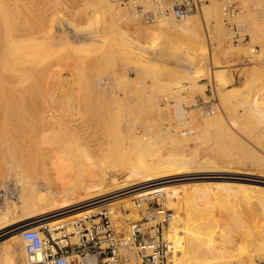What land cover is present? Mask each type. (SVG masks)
<instances>
[{
  "label": "rangeland",
  "instance_id": "1",
  "mask_svg": "<svg viewBox=\"0 0 264 264\" xmlns=\"http://www.w3.org/2000/svg\"><path fill=\"white\" fill-rule=\"evenodd\" d=\"M106 1L114 3L120 8L123 12L121 21L118 26L116 25L112 30L109 29L112 32L108 30L109 34L103 42L89 44L91 48H88L86 51L78 50L79 46L83 43L90 42V37L82 31L86 25L84 16L85 1L67 0L66 3L62 2L61 20H58L54 26L57 29V34H59V38H57L58 46L54 48L58 49L60 54L57 51L53 57H45L42 53L36 55L34 59L29 60L31 62L28 61L29 68L23 75L25 80H23L22 84L16 86L22 85L20 87L22 89L18 87L12 94L15 96V100H19L20 96L24 95L25 99L20 98L22 101H26L27 99H32L35 103L40 101L41 83L44 80L42 67L44 64H47L52 70L58 64L57 67L60 66L59 69L64 76L63 83L65 81L63 84V88L65 89L59 91L61 97H63V93L66 91L67 93L73 91L74 97H71V99L76 106L87 105L88 107H96L112 105L113 109L109 107L112 111L116 110V106L121 107L118 108L121 113L116 114L117 116L112 121L113 123L108 124L99 121L100 116L84 118L83 115H80V119L75 123L76 129L72 131L75 141L69 134L60 132L59 142L64 146L68 145L64 152L72 164L73 177L83 173L87 167L86 165L91 160L90 158L94 157L92 153L96 154V160L99 163L102 162L106 165L115 163L117 165L115 168L118 173L111 174L103 187V190L106 192V198L109 199L110 197L108 203L94 199L92 194L87 195L86 198L96 202L97 206L93 212L100 210L98 208L100 205L111 206L110 208L116 209L119 214L121 208L122 226H126L128 220L137 221L148 214L156 216L160 208L174 214V210L170 209L175 208L177 203L174 199L169 198V190H164L159 195L148 194L147 198L141 199V208H137L134 203L141 196L139 193L131 195V197L127 198L128 200H118L111 193L116 183H122L127 178L129 170L133 166L139 168L141 159L148 160L152 153V159L155 160L157 158L155 161H162V163L164 161L170 163V160L165 158L166 156L169 157V153L171 155L173 152L174 155H178L182 159L185 158V160L192 158L188 162L182 161L174 166L169 176L170 180L178 179L185 173L186 163L190 165L188 168H192L190 170L194 172L196 167H201L206 173L223 174L225 172L219 177L211 178L210 176L213 175H209V179L207 177L198 179L196 176L188 175L185 177V180L175 181L170 185L183 183L186 187H199L200 185H204L202 187H212L216 185H213L215 182L220 183L225 181L224 178H233L231 181L238 184L234 186L236 191L235 189H233V192L231 190L232 195L229 192L226 194H224L225 192H220L222 195L219 194L218 199H213L214 203L212 202L213 204L211 203L209 206L212 205L215 208V214L217 213L215 219L218 220L217 222L221 221L220 225L223 224L222 228L226 229V232L229 233L228 237L234 240L233 243L229 244V247L231 245L232 248L237 247L239 243L240 245H244L243 247L246 246L247 250L252 246L249 254L243 255L239 263L235 261L231 264H264V248L258 245L260 241L258 238L261 239L262 236L261 226H264V205L261 204V201L264 199V187L261 188L262 190L260 189L264 184L257 182L259 181L258 177H264V136L261 135V131L256 123L252 121L250 125L246 117L248 115H245L247 106L254 105L253 99L255 97L258 100L264 97V0H195V8L188 14V16H191L194 15L193 13H196L193 26L197 31L195 34L177 32L163 25L160 26L159 19L162 17L161 14H164V16L173 15L175 20L179 21L172 10L176 0H146L147 2L144 0L145 3L139 0L140 5L138 3V6H141L140 10L142 11L135 10L137 7L135 8L132 3L136 0L132 2H126L127 0ZM165 1H167L166 5L163 3ZM141 3L144 5H141ZM146 12H153L156 21L151 23L146 22L143 17V14ZM109 17L110 15L106 14V22H110ZM66 18L70 20V23L65 21ZM236 27L238 28L237 35L239 36V41H235L231 36ZM73 47H76L77 50H74ZM70 66L72 67L71 69H76V74H70V71H68ZM57 67L56 69H58ZM219 71L225 72V80L223 79L222 81V78L218 77ZM28 94H31L30 98H27L28 96L26 95ZM224 94H228V96L222 98ZM221 95L222 97H220ZM68 99L71 102V99ZM255 105L259 109L264 110V104H261L259 101ZM215 115H218V118L212 123H207V120ZM190 124H193L194 127L192 128ZM252 126L254 129H252ZM217 130H220L221 133L218 134L217 132L219 131ZM227 130L229 134L231 133L229 136H227ZM175 133L180 136L181 133H185L181 137L186 138L187 140L185 141L187 142L184 141L177 146L172 141V145L170 136L172 137ZM199 133L203 135V137L198 136L200 142L197 140V135H200ZM214 133L216 137L218 134L217 138L214 136ZM254 133H257V138ZM220 134L221 136L227 135L225 138L223 136L222 139L219 136ZM250 137L251 140L248 139ZM229 139H233L234 141ZM196 140L199 143L205 144V146L202 144L205 149ZM71 141H74V145L69 143ZM193 141L195 144L192 143ZM208 142L209 145H206ZM235 143L240 147L242 145H245V147L239 148L237 145L235 146ZM210 144L214 145V148H210L211 152L209 151ZM199 146L202 147L201 151H198L200 150ZM215 146L219 147L216 148ZM247 148H250L248 149L249 152L251 149L252 151L254 149L256 151L254 150L249 153L246 150ZM189 149L193 151L189 152ZM223 149H225L224 152H222ZM186 150L189 152V156ZM216 150L219 151L217 152ZM240 150L241 153L244 151L243 155L240 153ZM185 153L188 158L184 156ZM244 153L248 156L246 155L245 157ZM258 154L259 156L256 157ZM208 155L210 156V160ZM211 155H214V157ZM216 155H220V157ZM203 157H206L205 161L208 160L207 163H205ZM248 157L250 160H248ZM212 158H215V160ZM260 158L263 159L262 164H260L262 162ZM254 159L256 160L254 161ZM259 160L260 162H258ZM216 162L219 163L217 164ZM201 164L203 165L201 166ZM256 170L258 171L256 172ZM244 171L247 173H244ZM253 175L256 176L254 177ZM206 183H209L210 186L206 185ZM246 184L248 185L246 188L249 187L250 189L248 188V192H245V188L244 194L242 193L243 198H241L240 191L242 192ZM52 186L54 185L52 184ZM4 188L7 192V199L2 195ZM256 192L258 193V197L262 198L261 200L257 198ZM234 193L238 194L239 197L238 195L233 196L235 195ZM228 195L232 196H230L231 200ZM247 195L250 196L248 197ZM253 198L257 199L256 202H254L255 200L251 202ZM233 199L237 201L235 202ZM231 201L234 205L237 203V206H233ZM5 202L7 203L5 204ZM240 202L243 204L238 205ZM130 203L133 204V208L128 206ZM215 203H219L218 206L221 205V208L223 206L222 209L224 211L219 209ZM20 205L19 189L14 183L9 182L6 184V187L0 186V213H7L9 211L8 217H11L9 219H18L19 216L21 217V213L16 208ZM237 209L241 210L239 212H244L245 216L250 214L249 217L251 218L253 217L251 215H255L256 213L257 217L256 215L254 217L257 219L253 217L254 221H252L253 219L246 216V225L243 222L248 229L251 228L250 230L254 231L255 235L245 228L244 225L237 228L230 224L229 213L234 218L237 217V214L242 220L245 217L244 213H237ZM233 210L235 214H233ZM258 211L259 216H262H260L261 219L258 216ZM89 212L91 213L92 210H89ZM74 213L71 219L77 216ZM219 214H221V217ZM35 215L46 216L39 213L38 215L33 214L28 219H32ZM14 216L16 217L14 218ZM63 216H66V214ZM216 217L219 218L217 219ZM58 218H49L45 222ZM239 218L236 219L240 220ZM62 220V222H65L67 218L64 217ZM257 220L258 222L262 220V223H258ZM250 221H252V224L256 221V224L254 223L251 227ZM169 223L172 224V220ZM228 224L231 225V229L227 227ZM46 225L48 224L46 223ZM258 225L259 228L257 229ZM254 226H256V229H254ZM50 227L52 228L53 226ZM192 235L191 238V235L189 236V239H193L194 237L195 240H199V237L200 239L202 238L198 234H196L198 236ZM246 236L248 238L250 236L252 239L250 240ZM166 238L168 239L167 236ZM240 238L242 239L240 240ZM244 238L247 240H244ZM194 239L190 243L191 246L194 244ZM257 249L260 251H257ZM2 251L3 248L0 249V254L3 253Z\"/></svg>",
  "mask_w": 264,
  "mask_h": 264
},
{
  "label": "bare ground",
  "instance_id": "2",
  "mask_svg": "<svg viewBox=\"0 0 264 264\" xmlns=\"http://www.w3.org/2000/svg\"><path fill=\"white\" fill-rule=\"evenodd\" d=\"M84 1H85L84 2L85 12L84 11L83 12H84L85 20H86V23H85L86 25L82 31L88 37H90V42L83 43L82 45L80 44L81 46H79L78 48V50L80 51H86L88 50V48H91L89 46V44L91 43L95 44V43L103 42L107 38L109 31L112 30L113 27H116V25L117 26L119 25V22L121 21V17L123 15V12L120 10V8L114 3H110L109 1H106V0H84ZM138 1L139 0L134 1L132 3L133 6L137 8L141 7V6H138V3L140 2ZM141 1L145 3L146 0L145 1L141 0ZM62 2L66 3L67 0H0V184H1L0 186L6 187L7 183L9 182L14 183V185H16V187H18L19 189V203L21 204L19 207L17 206L18 208H16V209H19L21 213V217L19 216L20 218L18 217V219L15 218L16 216H14L15 219L13 220L9 219L11 218L10 216L8 217L9 211L7 213H0V247L3 248V251H2L3 253L0 254V264H27V254H26L25 242L19 230L20 228L19 225L22 222L32 221L31 223H33L34 225L43 224L42 222L46 219L36 220L37 218L42 217L43 215L41 216L35 215L32 219H28V218H30L33 214L38 215L39 213L44 214V215L55 214L54 215L55 218L56 217L57 218L60 217V218L53 219L52 221L48 222L47 223L48 225L50 224V226H53L52 228L50 226L49 227L52 230H57V229H60L61 227L67 226L69 230V221L72 220L71 218L73 216L74 210L77 209L75 207L81 204L82 205L86 204L83 206H88L90 204L96 205L95 201L86 198L87 195L92 194L94 199H98L99 201H100V198H103L104 200H102V202L108 203L110 197L109 199L106 198V192L103 190V187H104V184L107 182L108 177L111 174L113 175V173L115 172L118 173L117 169L115 168L117 166L115 163L114 164L109 163L107 165L102 162L99 163L96 160V156H95L96 154L92 153L94 157H91L90 158L91 160L89 159L90 161L88 165H86L87 167L83 171V173L79 174L76 177H73L74 172H73L72 164L70 160L66 157L65 152H64L65 148L68 145L66 146L62 145L59 142V136H60V132H64L66 134H69L71 138L74 140L72 131H75L74 129H76L75 123H77L78 119H80L79 117L80 115H83L84 118L100 116L99 121H102L105 124L113 123L112 121L115 120V117L117 116L116 114L121 113L120 110L118 109L120 106H116V110L119 111L118 113L116 110L112 111L110 109L112 105H101V106H96V107H88L87 105L86 106H82V105L76 106L73 104L72 99H71V97H74L73 91H69L68 93L66 91L65 93H63V97H61L59 95V91L62 89L63 90L65 89L63 88V84L65 83V81L63 83L64 76L61 70L59 69L60 66L57 67L58 64L55 65L54 68H52V70L47 64H44L42 67V70L44 72V80H42V83H41L42 87H41L40 101L36 103L35 101H32V99L30 100L27 99L26 101H22L20 98H24L23 97L24 95L23 96L21 95L20 98L18 97L19 100L16 101L14 98L15 96L12 95L16 91V88L18 87L20 88L22 85L18 87L16 86L18 84L19 85L22 84L23 80H25L23 75L27 72L29 68L28 67L29 60L34 59L36 55H39L42 53L44 54L45 57L46 56L53 57V55H56V52L58 51V49L54 47L58 46L57 38H59L58 37L59 34H57V29L54 26L58 20H61L60 14L62 13L61 12ZM166 2L167 1L163 3L166 5L167 4ZM141 5H144V4L141 3ZM106 14L110 15L109 17L110 22H106L107 20V18L105 19ZM193 14L194 15H191V16L187 15L184 18H182L183 20L179 19V21L175 20L173 15L164 16V14H161L162 17L159 16L161 17V19H159V23L161 24L160 26L163 25L164 27H168V29L171 28L177 32L195 34L197 33V31L194 29L193 26H194V19H195L194 16H196V13H193ZM67 19L68 18H66L65 21L70 23V20L68 19L69 20L68 21ZM78 31L80 30L78 29ZM73 49L77 50L76 47H73ZM58 54H60L59 51H58ZM56 67L58 69H56ZM71 68H72L71 66H70V69L68 68L69 69L68 71H70V74H73V73L76 74L75 72L76 69L74 70ZM217 75L219 78H222V81L223 79L225 80V76H224L226 75L225 72L219 71ZM26 96H28L27 98H30L31 94H28ZM225 96H228V94H224L223 97L221 95L220 97L224 98ZM68 98L71 99V102L69 101ZM7 100L9 101L7 102ZM258 101L261 104H264V97H262L259 100L255 97V99H253L254 105L247 106L245 115H248L246 117H247V121L250 122V125L252 121L256 123L259 127V130L261 131L260 132L261 135L264 136V110H261L258 107H256L257 105H255V103H257ZM89 114H91L92 116ZM217 116L215 115L214 117L209 118V120H207V123H210V122L212 123L215 119L218 118ZM190 125L192 126V128L194 127L193 124H190ZM205 126H207V124H205ZM252 129H254V127ZM252 129H248V130H252ZM228 130H227L228 135L226 134L227 136L231 134V133L229 134ZM217 131H219L217 132L219 134L223 130L221 129V131L220 130H217ZM176 133L172 135V137L170 136V138L172 139L171 142L173 141L175 143L174 145L178 146L187 139L184 137H181L182 134L185 135V133H181V136L177 135ZM222 133L224 134V132ZM199 134L200 135L196 134L197 140L199 139L198 136L203 137V135H201L202 133H199ZM218 134H217V137H218ZM256 134H255V137H256ZM226 135H223L224 138L226 137ZM214 136H215V133H214ZM219 136H221V134ZM223 136H221L222 139H223ZM230 137L232 138V136ZM248 139L251 140V137ZM229 140H233V139H229ZM74 141H71L69 143L74 145ZM173 142H172V145H173ZM209 142L206 143V145L207 144L209 145ZM192 143H194V141ZM199 144H201L202 146L203 143H199ZM236 145L237 144L235 143V146ZM201 146H199L200 150L198 151H201L202 150L201 148L205 146V144H203L202 147ZM210 146H209V151L211 150L210 148H214V145L210 144ZM237 146L239 148L245 147V145L244 146L242 145L243 147L242 146L240 147L239 145ZM215 147L218 148L219 146L218 147L215 146ZM221 148H222V145H221ZM250 148L246 149L247 152H249L248 149ZM188 151L191 152L193 150L190 151L189 149ZM188 151L186 150V153ZM216 151L218 152L219 150H216ZM224 151L225 149H223L222 152ZM189 152L187 153L188 156L190 155ZM243 152L241 153V150H240V153L242 155H243ZM186 153L184 156L188 158ZM214 155L213 156L211 155V156L214 157ZM220 155L219 156L216 155V156L220 157ZM246 155L247 154H245L244 156L246 157ZM168 156L169 157L166 156L165 159L170 160V163H166L165 161L163 163L162 161H155L157 159L156 156H155L156 159L153 160L152 159L153 153L150 155L148 160L141 159L139 168H136L134 166L133 168L130 167L131 169L129 168L130 170H129V174L127 178L122 183L121 182L116 183L115 186H113L112 191H111L112 195L116 197L118 200H122V199L128 200L127 198L131 197V195H135L138 193L141 195L138 198L141 199V198H147L148 194L159 195V194H162V191L164 190L170 191L169 198L174 199L177 203L175 208L170 209V210H174V214H172L171 219H170L172 220V224H170L169 226V231L168 232L166 231V236L168 237L167 240H169V243H171L173 246V252H172L173 253L172 263L173 264H231V263H234L235 261L239 263V260L241 259L243 255L249 254V251L251 250L252 246L250 247L248 245L250 249H247V250L245 248L246 246L243 247L244 245H240L239 243L237 247L232 248V245L231 247H229V244L233 243L234 240L228 237L229 233L226 232V229L222 228L223 224L220 225L221 221L217 222L218 220L215 219V216H217V213L215 214V211H214L215 208L212 205L209 206L212 202L214 203V201H212L213 199L219 198L218 195L220 194V192H223V193L225 192L224 194L229 192L231 194L233 192V189H235L234 186L238 184L236 182L231 181V179L233 178L230 177L226 179L224 178L225 181L220 182V183L212 182L214 183L213 185L216 184L215 186H212V187H202L204 185L202 186L200 185L201 187L200 186L199 187H195V186L186 187L183 183L179 185H170L175 181L178 182L181 180H185V177H187L188 175L196 176L198 177V179L206 178V177L208 178L209 175H213V176H210L212 178V177H219L220 175H223L225 172L223 174L222 173H206V171L202 170L201 167H196L195 168L196 170L193 168L195 170L194 172L193 170H190L192 168H188V166L190 165L189 164L187 165L186 163L185 173L182 174L178 179L170 180L169 176L173 170V167L178 165L182 161L188 162L192 158L190 160L189 159L185 160L184 156H183L184 159L179 158L178 155H174V152L171 155L169 153ZM258 156L259 154L256 157ZM205 158L203 157L204 161H205ZM208 158L210 160V156ZM158 159L162 160L160 158ZM212 159L215 160V158H212ZM256 159H254V161ZM248 160H250L249 157H248ZM261 160L262 162L260 164L263 163V159ZM207 161H205V163H207ZM232 161H235V160H232ZM236 161L238 162V160ZM258 162H260V160ZM202 165L203 164H201V166ZM257 171L258 170H256V172ZM245 172L246 171H244V173ZM235 179L237 180V178ZM220 180H221V177H220ZM258 180H259L257 181L258 183L264 184V177H258ZM156 181L158 182L156 183ZM52 184L54 186H52ZM210 184L206 183V185H209V186ZM247 186H248L247 184L244 188L240 186L243 188L242 192L240 191L241 195L242 193L244 194L243 191L245 190ZM254 187L252 188L254 189ZM262 187L264 186H261L260 189ZM248 188H246L245 192H248L247 191ZM231 190L232 192H230ZM261 190L259 191L261 192ZM2 195H4L6 198L7 192L5 188H4ZM231 195H228V196L230 197ZM236 195L238 194H235L233 196H236ZM231 197H230V200L232 199ZM240 197L243 198V195ZM257 198L259 200L262 199L261 197H258V193H257ZM253 200H255V198L251 199V202ZM256 200L254 202H256ZM263 201H261L262 203L261 202L260 203L264 205ZM6 203L7 202H5V204ZM231 203L230 205L233 204V206L235 205L237 206V203L235 205L234 203L232 204ZM241 203L242 202H240V204L238 205H241ZM215 204H217V206L219 205V203H215ZM128 206L133 208V204L131 203L128 204ZM220 206H218L219 209H222L223 206L222 208ZM245 206L247 207L246 204ZM88 208L90 209V211L92 210L91 213H93L96 206L88 207ZM239 211L241 210H238L237 213ZM69 212L70 214H68ZM16 213L18 214V212ZM86 213L90 214L89 210ZM241 213L243 214L244 212H239V214ZM64 214H66V216H63ZM233 214H235V211ZM220 215L221 214H219V216ZM243 215L245 216V213ZM255 215L253 214L251 216L254 217ZM236 216L237 217L234 218L233 215H230L229 213L228 218L230 217L229 220L232 222V223L230 222L232 226L234 225L237 228H240L245 224L246 222L245 218L247 215L245 217L243 216L244 217L243 220L240 219L241 217L240 218L238 217V214ZM249 216L250 214H248L247 218ZM258 216H259V211H258ZM64 217L67 218V221L62 222L63 221L62 218ZM253 217L252 218L249 217V218L253 219ZM216 218L218 219L219 217H216ZM236 218H239L240 220H237ZM262 220L261 221L259 220V222L262 223ZM252 221H254V219ZM252 221H250V223ZM255 222H253V224ZM230 224H228L227 227L231 229ZM253 224L251 225V227L253 226ZM245 225L244 227L247 228ZM258 228H259V225L257 229ZM250 229L248 230L251 231ZM254 229H256V226H254ZM261 232H262L261 233L262 236H261V239L258 238V240H260L258 245L264 248V226H261ZM251 233H254V231H251ZM192 234H195V235L198 234L202 236L201 239L200 237L198 238L199 240H195L193 237V239L195 240L194 244H192L193 246H191L190 244L191 242H193V239H189L190 235H191L190 238L193 236ZM241 239L242 238H240V240ZM251 239L252 238H250V240ZM244 240H247V239L244 238ZM258 250L259 249H257V251Z\"/></svg>",
  "mask_w": 264,
  "mask_h": 264
},
{
  "label": "built area",
  "instance_id": "3",
  "mask_svg": "<svg viewBox=\"0 0 264 264\" xmlns=\"http://www.w3.org/2000/svg\"><path fill=\"white\" fill-rule=\"evenodd\" d=\"M140 8L135 10L142 11ZM193 8L195 0H176L172 10L177 19H182ZM143 17L146 22L155 21L153 12H146ZM237 29L232 33L235 41L240 40ZM141 199L134 202L137 208L142 206ZM83 205L75 207L77 216L69 221L70 231L67 226L52 230L46 225L45 221L55 214L36 219H46L43 224L27 221L19 225L27 264H173V246L165 233L170 226V212L160 208L156 216L148 214L137 221L128 220L122 226L121 208L119 214L111 206L100 205L97 212L86 214L88 207L97 204Z\"/></svg>",
  "mask_w": 264,
  "mask_h": 264
}]
</instances>
